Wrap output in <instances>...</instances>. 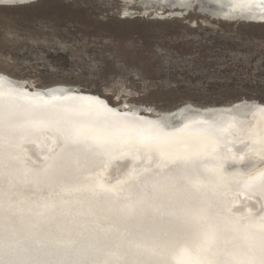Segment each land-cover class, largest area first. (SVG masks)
<instances>
[{
	"label": "bare ground",
	"instance_id": "bare-ground-1",
	"mask_svg": "<svg viewBox=\"0 0 264 264\" xmlns=\"http://www.w3.org/2000/svg\"><path fill=\"white\" fill-rule=\"evenodd\" d=\"M132 1L164 16L182 18L197 7L217 19L264 22V0L124 2ZM125 5L122 12L131 13ZM55 88L67 90L47 94ZM80 90L37 87L0 71V264L264 261V183L254 179L264 175V154L255 159L252 143L264 131V102H185L162 110L126 98L113 105ZM244 105L251 118L235 120L232 112ZM173 114L183 121L162 129ZM197 137L220 150L187 161L153 158L144 147ZM217 161L222 169L214 171ZM98 176L100 185L85 184Z\"/></svg>",
	"mask_w": 264,
	"mask_h": 264
},
{
	"label": "rangeland",
	"instance_id": "rangeland-1",
	"mask_svg": "<svg viewBox=\"0 0 264 264\" xmlns=\"http://www.w3.org/2000/svg\"><path fill=\"white\" fill-rule=\"evenodd\" d=\"M48 1L0 9L1 72L37 87L79 86L113 105L125 95L162 110L182 100H264V25L197 7L179 18L133 1L125 14L115 0Z\"/></svg>",
	"mask_w": 264,
	"mask_h": 264
},
{
	"label": "water",
	"instance_id": "water-1",
	"mask_svg": "<svg viewBox=\"0 0 264 264\" xmlns=\"http://www.w3.org/2000/svg\"><path fill=\"white\" fill-rule=\"evenodd\" d=\"M57 1H60V0H49L48 2H57ZM117 1L119 7L117 8V10L120 8L121 4H124L125 0H115ZM153 2V1H152ZM155 2V1H154ZM36 4V3H35ZM34 5V4H33ZM33 5H30V6H33ZM132 5L131 2L127 3V6H130ZM9 6H13L11 4H8V3H0V9H14V8H20V7H25V6H20V7H9ZM144 6V4H143ZM187 12L188 10H185L183 11L182 13H180V16L182 17V15L184 14L187 15ZM117 18L119 20H131L133 18H122L121 16L117 15ZM149 19H154V16L150 17ZM188 19V17H187ZM155 20V19H154ZM160 21V20H159ZM184 23V22H183ZM254 24L252 25H264V22H253ZM236 24V23H235ZM247 24V23H245ZM51 82H55V81H50L49 83ZM65 82V81H64ZM49 83H45V84H49ZM33 84H36L34 81H33ZM26 85V84H25ZM38 85V84H37ZM43 85V84H41ZM27 87L29 88H32L33 86L32 85H27ZM67 89H63V88H55L49 92H47V94H63ZM126 99H128V96L125 95ZM238 98H250V97H245V96H237V97H234V98H231V99H227V100H223V101H213V100H209V101H205V102H200V103H196V104H199V105H202V106H208V105H220V104H223V103H227V102H230L232 100H235V99H238ZM255 101H260V102H264V100H261V99H256L254 98ZM184 100L182 101H178V102H173V103H169L168 105L164 106V107H161V108H172L174 106H176L177 104L183 102ZM87 103H90L92 105V103L90 101H85ZM195 103V102H193ZM103 108V107H102ZM247 107L244 105V106H240V107H237L234 109V111L232 112V115H233V118L235 120L237 119H240V118H251L250 114L247 113ZM190 111H195L193 109H189ZM104 111V110H102ZM106 114V113H105ZM108 115L109 117H117L115 114L113 113H108L106 114ZM132 118H135V117H127V119H124L125 121L127 120L128 122H130L132 120ZM184 119V115H177V114H173L171 116H169L164 124H162L161 128L162 129H167V128H170L172 126H175L176 124H180ZM255 123V122H254ZM256 124V123H255ZM254 126V124H253ZM252 126V127H253ZM254 128V127H253ZM94 134V133H93ZM98 135V133H96ZM95 135V134H94ZM182 140H171V141H167V142H163V143H159L158 145L156 146H144L145 148L147 147L148 151L150 153H154L155 156L159 159H166V160H191V159H208L209 155L211 154H214V153H217L221 146H217L215 142H213L212 140L210 139H204V138H195L194 141L192 140H186V141H183L184 142H187V143H184L182 145H178V142H180ZM253 142V148L255 150V157H261V154L263 155L264 154V131L263 133L259 130L255 135H254V139L252 140ZM17 152H15L16 154ZM12 154H14V151L12 152ZM255 158V159H260V158ZM215 163H218L215 162ZM210 168V165H208V167H206V169ZM212 169L215 171H219L222 169V164L221 162L218 163L217 166H215L214 164L212 165ZM233 174L235 176V178H240L242 177V172H239V171H233ZM101 181H100V177L98 176L97 178H94V177H87V181L85 182V184L87 185H97L99 184L100 185Z\"/></svg>",
	"mask_w": 264,
	"mask_h": 264
},
{
	"label": "snow or ice",
	"instance_id": "snow-or-ice-1",
	"mask_svg": "<svg viewBox=\"0 0 264 264\" xmlns=\"http://www.w3.org/2000/svg\"><path fill=\"white\" fill-rule=\"evenodd\" d=\"M149 155L152 156L153 158L155 157V154L154 153H150ZM175 163L176 162H172L171 165L167 166V170L170 171V172L173 171L174 170ZM254 179L257 182H259V183H264V175H260V176L254 178ZM186 251H188V250L187 249H183L182 252H181V255H183L184 252H186ZM176 264H186V262L184 260H177L176 261ZM261 264H264V261H262Z\"/></svg>",
	"mask_w": 264,
	"mask_h": 264
}]
</instances>
